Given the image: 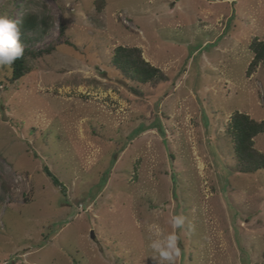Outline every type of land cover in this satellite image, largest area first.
<instances>
[{"label": "rangeland", "instance_id": "374dc122", "mask_svg": "<svg viewBox=\"0 0 264 264\" xmlns=\"http://www.w3.org/2000/svg\"><path fill=\"white\" fill-rule=\"evenodd\" d=\"M95 2L0 0L49 16L21 42L52 48L13 83L0 69V264H153L148 225L173 215L175 264H264V171L239 172L226 133L235 111L264 119V65L246 75L264 0ZM120 44L168 81L132 93Z\"/></svg>", "mask_w": 264, "mask_h": 264}, {"label": "trees", "instance_id": "16d2710c", "mask_svg": "<svg viewBox=\"0 0 264 264\" xmlns=\"http://www.w3.org/2000/svg\"><path fill=\"white\" fill-rule=\"evenodd\" d=\"M95 5L100 8L103 0H95ZM50 17L39 15L35 11L23 13L18 21L21 31V41L28 42L29 32L44 31L49 25ZM52 48L32 51L24 48V55L15 61L10 69V75L6 79L8 83L19 80L30 72L31 67L29 58L41 56L49 53ZM252 53L251 60L246 68V75L252 74L259 65H264V38L253 37L249 43ZM110 63L116 72L121 76L129 90L134 94H140L138 85L167 82L168 76L157 66L152 65L141 55V50L136 46L117 45L113 48ZM264 132V119L256 120L245 112L235 111L230 115L226 124V133L232 144L233 157L237 163V170L241 173H254L264 171V153L254 147V137ZM114 158L111 160L113 164ZM43 171L50 178L54 186L62 185L56 175L48 168L43 166ZM2 185V184H1ZM0 185V191L4 186ZM2 200L0 194V201Z\"/></svg>", "mask_w": 264, "mask_h": 264}, {"label": "clouds", "instance_id": "9594fccd", "mask_svg": "<svg viewBox=\"0 0 264 264\" xmlns=\"http://www.w3.org/2000/svg\"><path fill=\"white\" fill-rule=\"evenodd\" d=\"M24 55V45L21 42V31L17 21L9 19L6 15H0V69H11L16 60ZM172 231L165 234L158 224H149L147 231L149 247L153 255V264H175L180 256L178 247V229L184 224V217L173 215L168 220Z\"/></svg>", "mask_w": 264, "mask_h": 264}, {"label": "water", "instance_id": "95a60500", "mask_svg": "<svg viewBox=\"0 0 264 264\" xmlns=\"http://www.w3.org/2000/svg\"><path fill=\"white\" fill-rule=\"evenodd\" d=\"M90 235H91V237H93V234L92 233H90Z\"/></svg>", "mask_w": 264, "mask_h": 264}]
</instances>
